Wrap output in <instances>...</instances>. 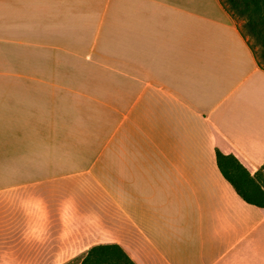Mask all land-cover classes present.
<instances>
[{"label":"crops","instance_id":"0c3cea01","mask_svg":"<svg viewBox=\"0 0 264 264\" xmlns=\"http://www.w3.org/2000/svg\"><path fill=\"white\" fill-rule=\"evenodd\" d=\"M221 0H0V264H264V66Z\"/></svg>","mask_w":264,"mask_h":264},{"label":"trees","instance_id":"16d2710c","mask_svg":"<svg viewBox=\"0 0 264 264\" xmlns=\"http://www.w3.org/2000/svg\"><path fill=\"white\" fill-rule=\"evenodd\" d=\"M226 10L242 20L249 39L259 46L264 66V0H221ZM245 34V35H246ZM217 163L223 176L248 204L264 208V166L252 175L232 154L217 151ZM80 264H135L118 244L91 247Z\"/></svg>","mask_w":264,"mask_h":264},{"label":"rangeland","instance_id":"374dc122","mask_svg":"<svg viewBox=\"0 0 264 264\" xmlns=\"http://www.w3.org/2000/svg\"><path fill=\"white\" fill-rule=\"evenodd\" d=\"M238 20V23H239V27H240V30L244 33V35L246 34V31L244 30V28L242 27V20H240V19H237ZM246 36H247V34H246ZM248 37V36H247ZM248 42H249V44L251 45V47L254 49V51L256 52V54H257V56L259 57L260 55V48H259V46L258 45H256V43H255V40H253V39H250V40H248ZM80 262H81V260H80ZM80 262H78V261H74L73 263H71V264H80Z\"/></svg>","mask_w":264,"mask_h":264}]
</instances>
